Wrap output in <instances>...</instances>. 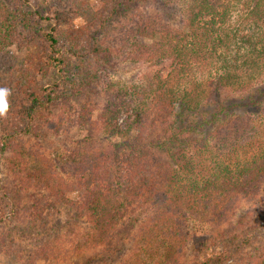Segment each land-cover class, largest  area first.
<instances>
[{
    "label": "trees",
    "instance_id": "1",
    "mask_svg": "<svg viewBox=\"0 0 264 264\" xmlns=\"http://www.w3.org/2000/svg\"><path fill=\"white\" fill-rule=\"evenodd\" d=\"M100 1L0 0V250L16 228L37 231L31 262L264 264V0ZM120 63L141 84L112 79Z\"/></svg>",
    "mask_w": 264,
    "mask_h": 264
},
{
    "label": "rangeland",
    "instance_id": "2",
    "mask_svg": "<svg viewBox=\"0 0 264 264\" xmlns=\"http://www.w3.org/2000/svg\"><path fill=\"white\" fill-rule=\"evenodd\" d=\"M6 1H10V0H6ZM89 1L93 7V10L99 9L102 5V2L100 0H89ZM40 2L41 0H30V5L28 9L31 11L35 10V8ZM91 18H92V12L88 11L85 14L79 15L75 19V24L77 26L82 25L86 23L88 20H91ZM10 50L15 60H17V58H20V56H22L21 55L22 52L24 51L20 47H17V46H13L12 48H10ZM16 63H18V61ZM143 74H145V70L143 67L139 65L129 64V63H120L119 69L114 71L111 74V77L112 79H116L123 84H133V83L141 84ZM66 132L68 131H61L60 134L49 133L46 143H45L46 153H47L46 155L48 157L49 156L50 157L60 156L61 154L65 153L66 150H68V148L74 147L75 145V143H73L74 139L77 140L78 138L79 139L81 138L80 133H78V137H75L77 135L76 130L70 131L68 133ZM83 132L86 133L87 131H83ZM98 138L101 140H104V138L106 137L98 133ZM20 142H22V144L24 145L26 154L29 155L30 160L31 161L36 160L37 159L36 158L37 157L36 156L37 155V134L34 135L33 138H28L27 136L22 137L20 139ZM2 175L6 176V173ZM69 197L76 198L77 194L76 193L69 194ZM260 197L261 195L257 199L247 200V201L245 200L241 202L239 209H238L239 215H237V217L240 216V213L245 212L248 209L254 207L258 203V200L260 199ZM30 201L31 199L28 202ZM25 202L26 201L23 200L22 204H24ZM21 206L22 205H20L19 207ZM54 210H55V213L54 212L52 213L56 221L61 220L63 223H65L71 217V213L69 212L68 207H66V205H58L56 206ZM190 222H191L190 230L194 231L198 236L208 237L209 234L211 233L210 226L200 225L198 222H195V221H190ZM83 223L84 221L81 222V225ZM13 224H14V221H10L8 225L6 226L7 229L8 227L9 228L12 227ZM21 226L23 227V225ZM12 234H13V239H11L10 241H12L13 243L17 245L16 252L14 251V253H12V251L8 252V251L0 250V264H50L47 261L42 260V259L39 261L36 260L35 262H31L28 257V255H30V250H33L34 242L37 240V231H35L34 229H25V231L22 232L20 231V229L13 228ZM193 245L194 244L191 243L189 247H187L188 249H187L186 257H189V255L191 254ZM75 258L76 256L74 257V259Z\"/></svg>",
    "mask_w": 264,
    "mask_h": 264
},
{
    "label": "clouds",
    "instance_id": "3",
    "mask_svg": "<svg viewBox=\"0 0 264 264\" xmlns=\"http://www.w3.org/2000/svg\"><path fill=\"white\" fill-rule=\"evenodd\" d=\"M11 95V89L7 87H0V117H6L9 102L8 97Z\"/></svg>",
    "mask_w": 264,
    "mask_h": 264
}]
</instances>
